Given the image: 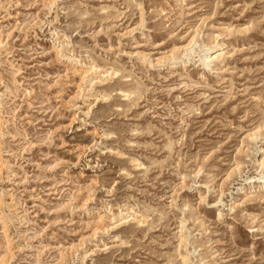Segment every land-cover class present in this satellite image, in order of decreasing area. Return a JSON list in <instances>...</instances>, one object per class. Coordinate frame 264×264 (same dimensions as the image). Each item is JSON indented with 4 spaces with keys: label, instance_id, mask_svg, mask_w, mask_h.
I'll return each instance as SVG.
<instances>
[{
    "label": "rangeland",
    "instance_id": "374dc122",
    "mask_svg": "<svg viewBox=\"0 0 264 264\" xmlns=\"http://www.w3.org/2000/svg\"><path fill=\"white\" fill-rule=\"evenodd\" d=\"M262 150L264 0H0V264H264Z\"/></svg>",
    "mask_w": 264,
    "mask_h": 264
},
{
    "label": "bare ground",
    "instance_id": "6f19581e",
    "mask_svg": "<svg viewBox=\"0 0 264 264\" xmlns=\"http://www.w3.org/2000/svg\"><path fill=\"white\" fill-rule=\"evenodd\" d=\"M215 58H217V57H215ZM210 61H212V60H214L213 59V57L212 56H210L209 58H208ZM117 74V73H116ZM130 96V95H129ZM134 96V95H133ZM262 152H263V156H264V150H262ZM263 164V163H262ZM184 261H189V256L188 255H186L185 257H184Z\"/></svg>",
    "mask_w": 264,
    "mask_h": 264
}]
</instances>
